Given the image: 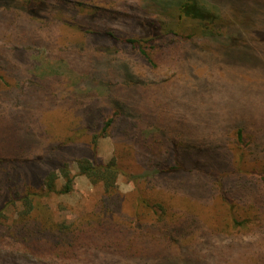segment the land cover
Wrapping results in <instances>:
<instances>
[{
	"label": "trees",
	"instance_id": "16d2710c",
	"mask_svg": "<svg viewBox=\"0 0 264 264\" xmlns=\"http://www.w3.org/2000/svg\"><path fill=\"white\" fill-rule=\"evenodd\" d=\"M106 5L0 0V254L10 245L25 259L71 262L90 252L126 262L203 264L196 242L264 229V142L250 140V128L238 121L223 144L206 145L207 137L155 111L150 88L122 57L159 71L222 17L200 0H172L164 18L143 19L140 35L129 36L104 28L116 15ZM59 62L77 77L59 78ZM104 67L108 76L123 70L118 82L105 84V103L92 92L104 87ZM78 85L89 91L74 92ZM85 137L93 147L111 139L114 154L106 163L75 159L79 174L103 189L95 220L77 229L57 223L38 192L72 191L68 163L59 157ZM46 157L56 169L44 170ZM118 177L133 190L120 192ZM10 207L18 215L5 227Z\"/></svg>",
	"mask_w": 264,
	"mask_h": 264
},
{
	"label": "rangeland",
	"instance_id": "374dc122",
	"mask_svg": "<svg viewBox=\"0 0 264 264\" xmlns=\"http://www.w3.org/2000/svg\"><path fill=\"white\" fill-rule=\"evenodd\" d=\"M171 1L104 0L108 4L106 7L116 14L104 19V28L138 36L142 32L139 23L145 18H164L163 10ZM200 1L220 15L219 18L222 17L214 25L213 31L210 29L207 33L195 36L189 45L182 47L181 53L168 66L159 71L138 65L132 61L133 58L129 60L122 57V65L127 62L134 75L150 88L151 95L158 102L154 103L156 112L167 118L172 116L171 122L181 124L182 128L189 126L195 129L197 136L207 137L206 145L210 140L223 144L227 139L226 135L232 133L233 123L238 121L245 122L250 128L247 133L253 135L250 140L264 142V0ZM97 22L102 23L101 20ZM236 34L238 35L231 44L229 40ZM109 57L106 55L103 58L104 66L109 62ZM56 68L59 78L77 77L78 71L74 68L71 69L74 70L72 72L66 70L63 62L53 66V69ZM31 69L32 67H28L29 72ZM104 72V87L97 86L92 92L105 103V99L110 96L105 84L118 82L123 70H118L115 74L110 72L108 76L104 67ZM80 89L81 85H78L74 92L89 91L86 89L83 92ZM102 108L104 104L98 105V109ZM141 108L139 105V109ZM81 139L62 149L59 157L68 163L73 178L72 191L68 194L38 192L57 223L72 225L71 228L77 229L86 222L95 220L93 212L103 197V189L79 174L75 159L86 156L106 163L114 154L113 141L109 138L100 139L95 147L89 143V137ZM39 150L38 147L37 154ZM46 158L44 170L56 169L54 159ZM35 166L33 163L32 167ZM37 166L39 172L41 168ZM31 171L33 172L32 169ZM117 183L122 193H129L134 188L121 177H118ZM62 184L63 180L59 179L58 191ZM3 215V226L6 227L17 218L18 209L10 207ZM201 242H196L195 253L203 264H217V258L220 259L218 264H264V229L241 231L206 244ZM209 249L214 256L207 258L205 254ZM11 252L10 245H7L2 255L0 254V264H190L178 260L170 263L164 259L156 263L126 262L90 252H81L73 261L65 262L59 259H25L14 256Z\"/></svg>",
	"mask_w": 264,
	"mask_h": 264
}]
</instances>
